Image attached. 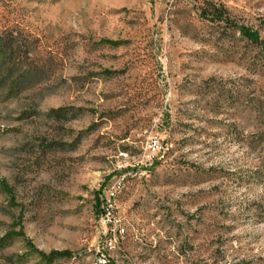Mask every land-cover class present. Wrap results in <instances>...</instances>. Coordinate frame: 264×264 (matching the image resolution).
<instances>
[{
    "label": "rangeland",
    "instance_id": "1",
    "mask_svg": "<svg viewBox=\"0 0 264 264\" xmlns=\"http://www.w3.org/2000/svg\"><path fill=\"white\" fill-rule=\"evenodd\" d=\"M234 23L264 43V0H0V242L73 253L0 264L106 236L107 264H264V44Z\"/></svg>",
    "mask_w": 264,
    "mask_h": 264
},
{
    "label": "trees",
    "instance_id": "2",
    "mask_svg": "<svg viewBox=\"0 0 264 264\" xmlns=\"http://www.w3.org/2000/svg\"><path fill=\"white\" fill-rule=\"evenodd\" d=\"M206 6L202 7L201 15L202 17L212 21V22H223L226 25L232 24L230 18L228 17L229 11L223 4H217L213 1H206ZM240 33L246 37L248 40L257 43V44H264L260 34L257 30L253 28L239 23L233 24ZM103 43L112 46H118L121 44V41L114 40V39H103ZM0 189L10 198L11 201L15 200V193L14 189L5 178L0 176ZM13 237H22L26 242V246L30 251L36 252L44 261L52 262L56 259L60 258H71L73 253L69 250H52L49 253L39 250L35 244L31 241V239L26 237L23 229L21 228L17 232H10L5 238H3L0 242V246H4L6 243V239H11ZM5 242V243H3Z\"/></svg>",
    "mask_w": 264,
    "mask_h": 264
},
{
    "label": "built area",
    "instance_id": "3",
    "mask_svg": "<svg viewBox=\"0 0 264 264\" xmlns=\"http://www.w3.org/2000/svg\"><path fill=\"white\" fill-rule=\"evenodd\" d=\"M111 196H114L113 192L111 193ZM108 202L109 201H106L105 203L108 205ZM105 214L110 215L111 214V210L110 209H107V211L105 210ZM119 232H120V234H124L125 229L124 228H120ZM115 241H116L115 238H111L110 236L109 237L106 236L105 239L102 241V245H101L102 249L100 247L98 249L97 258L98 257H107L109 259L110 255L107 254V247L113 246Z\"/></svg>",
    "mask_w": 264,
    "mask_h": 264
},
{
    "label": "bare ground",
    "instance_id": "4",
    "mask_svg": "<svg viewBox=\"0 0 264 264\" xmlns=\"http://www.w3.org/2000/svg\"><path fill=\"white\" fill-rule=\"evenodd\" d=\"M110 247H107V250ZM111 249V248H110ZM109 255V253H107ZM98 264H107L109 262V259L107 257H98L97 258Z\"/></svg>",
    "mask_w": 264,
    "mask_h": 264
}]
</instances>
